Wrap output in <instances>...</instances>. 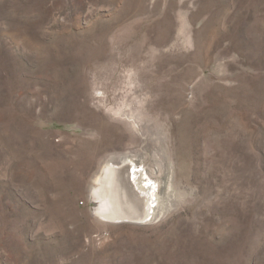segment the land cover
I'll list each match as a JSON object with an SVG mask.
<instances>
[{
  "label": "rangeland",
  "instance_id": "obj_1",
  "mask_svg": "<svg viewBox=\"0 0 264 264\" xmlns=\"http://www.w3.org/2000/svg\"><path fill=\"white\" fill-rule=\"evenodd\" d=\"M0 264H264V0H0Z\"/></svg>",
  "mask_w": 264,
  "mask_h": 264
},
{
  "label": "bare ground",
  "instance_id": "obj_2",
  "mask_svg": "<svg viewBox=\"0 0 264 264\" xmlns=\"http://www.w3.org/2000/svg\"><path fill=\"white\" fill-rule=\"evenodd\" d=\"M112 159L116 160L115 157ZM118 159H123L119 165L107 162L101 169L103 176L94 178L97 186L92 187L90 194L97 201L95 211L104 219L134 222H139L141 218L145 220L152 211L153 199L143 185V171L136 169L130 152L119 155Z\"/></svg>",
  "mask_w": 264,
  "mask_h": 264
}]
</instances>
